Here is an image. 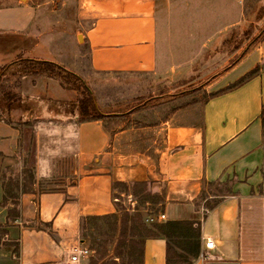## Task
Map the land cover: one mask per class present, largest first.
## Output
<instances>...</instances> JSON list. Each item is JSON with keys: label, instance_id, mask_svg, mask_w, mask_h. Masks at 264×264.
I'll return each instance as SVG.
<instances>
[{"label": "crops", "instance_id": "crops-1", "mask_svg": "<svg viewBox=\"0 0 264 264\" xmlns=\"http://www.w3.org/2000/svg\"><path fill=\"white\" fill-rule=\"evenodd\" d=\"M158 9L156 0H77L74 19L60 16L61 29L47 35L35 24L43 18L28 6L2 9L0 18L15 26L0 28V68L42 61L79 76L74 65L67 66L76 59L66 56L61 44L62 39L73 44L74 32L81 31L80 48L86 49L92 73L164 76ZM262 59L264 41L213 78L204 87L206 96L169 93L112 130L104 120L70 118L61 132L72 144L59 163V186L37 192L21 190L18 183L15 204L10 199L4 204V195L10 179L17 180L12 172L21 168V132L2 112L0 264H90L92 251L71 263V249L88 248L82 219L116 215V185H143L161 197L154 216L163 214L165 220L147 223L156 236L145 239L142 264H264ZM57 86L54 94L48 90L46 101L77 100L76 91ZM38 95H22V102L43 103ZM44 105L46 116L61 117ZM20 108L10 112L23 116ZM40 162L38 178L50 179L48 159ZM207 239L212 249L205 248ZM8 242L17 244V253Z\"/></svg>", "mask_w": 264, "mask_h": 264}, {"label": "rangeland", "instance_id": "rangeland-1", "mask_svg": "<svg viewBox=\"0 0 264 264\" xmlns=\"http://www.w3.org/2000/svg\"><path fill=\"white\" fill-rule=\"evenodd\" d=\"M157 14V50L161 56L164 76L151 74H98L87 67L86 49L83 45L81 31H75L73 44L62 39L66 56L76 59V65H67L77 71L79 76L92 90L101 107L107 111H124L133 106L143 104L149 97L159 94H177L181 92H198L207 95L204 87L223 70L236 63L241 56H246L264 41V0H156ZM36 11L43 18L36 24L40 34L47 35L61 29L56 22L60 16L69 20L75 17L77 0H0V10L12 7H26ZM10 19L0 18V28H13ZM62 27V26H61ZM4 33L0 31V36ZM9 35L10 31L5 32ZM162 53V54H161ZM68 64V63H67ZM259 68H264V59ZM73 70V69H72ZM14 76L3 78L5 86L21 96L41 94L46 101L48 90L54 94L59 85L58 80L48 79L43 75H31L27 78L19 75L20 71H12ZM32 80V81H31ZM162 80V81H161ZM28 83H27V82ZM30 81V82H29ZM50 85V88L48 87ZM44 92V95H43ZM48 92V93H47ZM42 102H20L14 107H21L23 116L10 112L9 118L21 132L20 163L21 168L12 172L20 184L21 190L35 189L37 192L56 189L59 186V163L65 158L64 153L71 147V142L61 134L67 114L52 118L46 116ZM58 112V108L50 105ZM44 108V109H42ZM64 116V117H63ZM24 120V121H23ZM123 120H104L108 130L118 128ZM49 129H54L50 134ZM48 159L52 166L50 179L38 178L39 165ZM62 173V172H61ZM16 180V181H17ZM19 189V187H18ZM116 226L114 242L107 244L110 254L102 261L113 259V248L119 244L122 223H125L127 237L131 234L132 217L144 219L154 216L159 211L161 197L153 194L143 185H116ZM127 218V220H126ZM113 220L86 221L84 224L95 226L97 235L109 238L112 235L110 225ZM91 231L86 234L89 244ZM135 237L137 233L134 234ZM122 264L121 260L115 262Z\"/></svg>", "mask_w": 264, "mask_h": 264}, {"label": "trees", "instance_id": "trees-1", "mask_svg": "<svg viewBox=\"0 0 264 264\" xmlns=\"http://www.w3.org/2000/svg\"><path fill=\"white\" fill-rule=\"evenodd\" d=\"M16 68L20 71V76L29 74L43 75L49 79L58 80L59 85L64 89L76 91L78 93V98L74 102L43 100V103L54 105L58 108L57 113L59 115L62 116L63 113L67 114L69 118H77L78 122L92 120L113 121L115 119L126 120L131 113L143 108L160 104L169 96L166 94H159L157 96L149 97L143 104L133 106L124 111H107L101 107L98 99L95 97L94 93L83 81V79L74 72L66 70L64 67L51 62L19 61L16 64L0 68V114L2 112L10 113L16 104L22 102V96L18 93L12 92L9 86H5L2 82V79L6 76V78L14 76L15 72L13 73L12 71ZM182 94H187V92L172 94L169 97H175L178 95L180 96ZM4 120L8 124L12 123L9 117L5 118ZM262 121H264V106L262 108ZM8 187L10 190L7 191L6 187L4 204L7 203L8 199H10L13 204H15L17 198L16 190L18 191L19 187L18 181H12L10 179ZM98 220H113L110 225L112 235H110L109 238H104V235H97L96 233L98 232V228L92 226V224L90 227L84 224L86 221ZM116 221L117 219L115 214L104 217H87L82 219V231L94 230L87 235L89 236L88 249L93 252L90 264H116L114 259H112L110 262L102 261L110 254V251L107 249V244L114 242V237L117 230ZM130 225L131 234H129L127 237L125 233L127 227L125 223H122L121 238L119 244L114 246L112 255L113 258L119 261L121 260L122 264H142L144 241L149 237L156 236V229L155 227L145 225L141 217H132ZM135 233H137L136 237L134 235ZM82 239L86 240V234H82ZM8 244L12 245L15 252L17 253V244L12 242H8Z\"/></svg>", "mask_w": 264, "mask_h": 264}, {"label": "built area", "instance_id": "built-area-1", "mask_svg": "<svg viewBox=\"0 0 264 264\" xmlns=\"http://www.w3.org/2000/svg\"><path fill=\"white\" fill-rule=\"evenodd\" d=\"M165 220V216L163 214H159L156 216H150L146 219L147 223H155L159 221ZM204 246L206 249H212L213 248V242L210 240H206L204 243ZM90 250L85 247H81L80 245H77L71 249V255H70V261L71 263H78L83 258H88L90 255Z\"/></svg>", "mask_w": 264, "mask_h": 264}]
</instances>
